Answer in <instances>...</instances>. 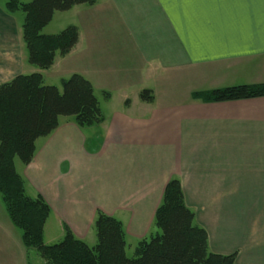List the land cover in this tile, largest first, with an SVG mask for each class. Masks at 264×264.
Segmentation results:
<instances>
[{
	"label": "crops",
	"instance_id": "0c3cea01",
	"mask_svg": "<svg viewBox=\"0 0 264 264\" xmlns=\"http://www.w3.org/2000/svg\"><path fill=\"white\" fill-rule=\"evenodd\" d=\"M5 4L0 0V84L37 71L45 82L57 69L60 81L79 73L92 82L103 114L88 127L61 117L37 140L32 161L16 164L28 194L51 208L45 243L60 242L68 227L96 245L102 211L123 223L133 256L140 240L161 232L155 214L168 182L179 178L210 250L236 252L237 264H264V96L194 97L264 83V0L76 5L48 24L67 19L61 28L76 26L79 40L47 70L29 62L24 16ZM143 90L153 91V101L141 99ZM16 228L0 194V264L5 253L8 262L16 257ZM21 259L29 264L26 254Z\"/></svg>",
	"mask_w": 264,
	"mask_h": 264
},
{
	"label": "trees",
	"instance_id": "16d2710c",
	"mask_svg": "<svg viewBox=\"0 0 264 264\" xmlns=\"http://www.w3.org/2000/svg\"><path fill=\"white\" fill-rule=\"evenodd\" d=\"M97 0H6L10 13L22 11L23 39L29 62L40 70L53 66L57 56H66L79 40V29L68 26L55 34L43 29L58 11L76 5H93ZM105 98L110 93L103 92ZM264 96V83L240 84L194 94L207 102L231 101ZM140 97L151 102L153 91ZM61 117H73L80 127L103 121L100 101L90 80L79 73L62 79L61 88L45 83L40 71L20 74L0 84V194L23 242L35 248L48 264H237V253L220 254L209 248V235L195 223V212L187 206L179 178H172L155 214L160 233L142 239L133 256L126 252V234L117 218L98 211L94 222L97 244L88 245L66 227L64 238L46 244L44 228L51 208L41 195L31 197L16 160L29 164L39 138L47 137L60 125Z\"/></svg>",
	"mask_w": 264,
	"mask_h": 264
},
{
	"label": "rangeland",
	"instance_id": "374dc122",
	"mask_svg": "<svg viewBox=\"0 0 264 264\" xmlns=\"http://www.w3.org/2000/svg\"><path fill=\"white\" fill-rule=\"evenodd\" d=\"M25 1L26 2H29L30 0H25ZM20 14H23V16H24L23 17V22H24L25 14L22 11H20ZM66 20L67 19H61V18L59 19L57 17V19H55V21H53L50 25H48L49 27L47 26L44 29V33H46V31H49V33H52V32L54 33L56 30L57 31H60V29H63V28H61L62 27L61 25H63L62 23L63 22L66 23ZM57 71H58V73L56 72V70L53 71V76L55 78H49V77H47L48 79L46 80L45 83L48 84V85H56L59 88H61V81L56 78L59 75V72L61 70L60 69H57ZM16 164L17 165L21 164L19 159L16 160ZM14 250H15V256L16 257L14 259H12L10 262H8L6 259L10 258V256H12V255L10 254V256H9L8 253H5V255H7V256H4L3 255L4 256V259L6 261V264H23L22 263L23 259H21V258H22V255H24V254H26V258H28L29 264H47L46 261L41 257V255L39 254V252L35 248L28 249L25 246V244L23 242V232H22V229H20V228H16V242H15V248H14ZM128 253H129V256H132V251H130V252L128 251ZM1 264H4V262H1Z\"/></svg>",
	"mask_w": 264,
	"mask_h": 264
}]
</instances>
